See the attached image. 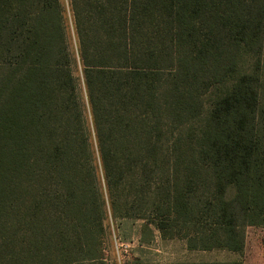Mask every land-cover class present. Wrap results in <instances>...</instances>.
<instances>
[{"label":"trees","instance_id":"16d2710c","mask_svg":"<svg viewBox=\"0 0 264 264\" xmlns=\"http://www.w3.org/2000/svg\"><path fill=\"white\" fill-rule=\"evenodd\" d=\"M68 2L75 52L60 0H0V264H115L108 216L139 247L242 254L264 228V0Z\"/></svg>","mask_w":264,"mask_h":264},{"label":"rangeland","instance_id":"374dc122","mask_svg":"<svg viewBox=\"0 0 264 264\" xmlns=\"http://www.w3.org/2000/svg\"><path fill=\"white\" fill-rule=\"evenodd\" d=\"M67 26L68 38L73 52L77 43L74 36L72 16L68 0H60ZM264 57V54H263ZM264 61V58L262 62ZM80 71L77 69V76ZM234 196L232 186L226 189L225 197ZM141 222H123L121 229L107 217L106 220V257L115 264H130L134 258H141L159 264L175 262H221L242 259L243 264H264V228L248 227L245 229L244 249L242 254L225 250L189 251L183 241L160 240L157 238L149 246H138V226ZM128 238L122 241L120 238Z\"/></svg>","mask_w":264,"mask_h":264}]
</instances>
